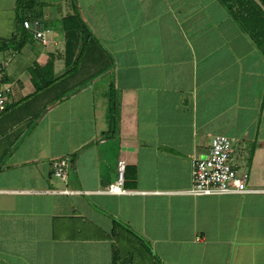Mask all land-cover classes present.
Returning a JSON list of instances; mask_svg holds the SVG:
<instances>
[{
    "label": "crops",
    "instance_id": "1",
    "mask_svg": "<svg viewBox=\"0 0 264 264\" xmlns=\"http://www.w3.org/2000/svg\"><path fill=\"white\" fill-rule=\"evenodd\" d=\"M238 1L0 0L17 39L0 49V264H264V46ZM220 134L251 191L189 193ZM119 159L127 192L107 193Z\"/></svg>",
    "mask_w": 264,
    "mask_h": 264
},
{
    "label": "built area",
    "instance_id": "2",
    "mask_svg": "<svg viewBox=\"0 0 264 264\" xmlns=\"http://www.w3.org/2000/svg\"><path fill=\"white\" fill-rule=\"evenodd\" d=\"M24 27L33 29L35 35L46 42V33L39 26H33L29 20ZM4 74L0 71V113L8 105V97L13 92V85L3 84ZM237 139L227 135H216L212 138L210 152L207 157L195 159L192 164L193 185L189 193L194 195H220L227 193H245L251 191L247 187L249 173L241 171L235 162L234 147ZM70 159L64 157L53 161V171L57 178L66 181L69 174ZM127 162L119 159L117 165L118 178L104 191L112 194L127 192L124 188ZM70 192V191H66Z\"/></svg>",
    "mask_w": 264,
    "mask_h": 264
},
{
    "label": "trees",
    "instance_id": "3",
    "mask_svg": "<svg viewBox=\"0 0 264 264\" xmlns=\"http://www.w3.org/2000/svg\"><path fill=\"white\" fill-rule=\"evenodd\" d=\"M35 0H18V8L19 9H26L27 7H31L32 3H34ZM228 1V0H226ZM239 4L242 6V9L245 10L248 13V18L244 19L241 18L249 27L252 26V32L254 37L257 39L259 43H261L264 46V10L260 5L256 3L255 0H243V1H238ZM234 3H231V8H233ZM232 10V9H231ZM243 10V11H244ZM243 13V15H244ZM253 15V19L251 18ZM240 18V16H239ZM252 19V20H251ZM251 20V22H249ZM20 21L22 25H24V20L23 18H20ZM81 20L75 16H67L64 19V27L66 31L69 33L71 38L69 39L70 41H74L77 35V30H78V25L81 23ZM79 40V39H78ZM17 39L16 36H13L11 39H2L0 38V49L9 47L11 44H16Z\"/></svg>",
    "mask_w": 264,
    "mask_h": 264
}]
</instances>
